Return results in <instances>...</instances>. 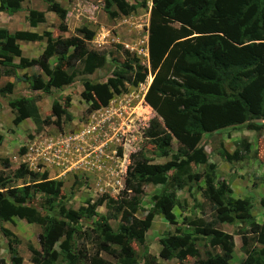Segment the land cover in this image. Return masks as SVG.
<instances>
[{
  "label": "trees",
  "instance_id": "1",
  "mask_svg": "<svg viewBox=\"0 0 264 264\" xmlns=\"http://www.w3.org/2000/svg\"><path fill=\"white\" fill-rule=\"evenodd\" d=\"M46 1L55 7L59 28L66 30L64 8L52 0ZM132 1L134 4L135 0ZM21 2L4 0V8L15 12L21 8ZM103 3L111 17L118 13L128 14L133 9V4L125 0H103ZM112 5L116 10L109 9ZM26 20L29 26L35 27L45 21V15L42 11L30 9ZM76 31L82 37H53L48 30L42 34L31 30L10 33L0 28V63L7 67L3 73L0 72V77L13 75L15 68L42 63L46 79L39 74L32 75V87L48 92L51 87H61L65 80H70L77 66L81 67L83 74L102 67L106 61L105 53L86 45L94 31L86 26L78 27ZM16 40H44L45 45L38 57L27 58L21 54ZM14 57L18 58L17 63L13 62ZM52 57L56 62L49 66ZM148 59L152 79L144 99L161 119L160 123L152 122L148 135L160 156H168L169 160L156 164L141 153L133 157L125 170L124 194L113 201L115 213H120L118 229L114 230L107 220L97 224V248L117 260L110 262L93 254L86 261L88 264H137L134 247L145 246V233L153 217L162 215L172 221L175 218L173 208H185L179 205L176 191L187 182H194L199 184L201 196L209 203L211 214L207 219L184 216L182 222L192 226V232L173 235L171 244L161 237L158 256L179 262L200 258V264H231L233 235L221 228L222 223H227L246 227L238 230L244 255L239 264H264V214L262 221L257 222L251 211L250 199L234 197L227 182H217L216 165L200 146L204 134L220 128L244 122L255 131L261 128L252 120H264V0H151ZM64 68L71 72L66 79L62 74ZM25 77L23 75L22 79ZM144 78V74L136 71L132 77L126 75L124 78L113 72L105 82L83 79L81 97L88 102L86 110L105 106L113 93L125 90V82L136 84ZM11 89L12 83L7 82L0 87V96L5 97ZM35 102L28 98L10 100L9 106L16 109L13 123L18 124L29 117L37 130H41L42 124H49L51 118L42 119ZM51 114L72 119L67 108L57 101L52 103ZM172 138L176 140V147ZM247 151L248 144L243 142L241 150L235 149L232 153L222 150L219 156L227 162L238 161ZM191 164L201 165L202 172H193ZM27 172V168L19 167L14 175L23 178ZM2 174L0 171V176ZM145 183L161 185V190L152 196V207L144 217L136 218L133 215ZM60 188V181L45 180L42 191L46 197L39 209L28 203V199L33 197L31 184L23 185L20 192L19 187L5 189L4 181L0 179V220L18 217L42 228L38 235L41 249L29 247L33 264H53L58 258L54 249L57 242L65 261H72L74 223L81 215L89 217L95 214V207L105 200L97 197L93 203L74 211L56 202ZM260 205L264 208V200ZM0 232L13 236L3 227H0ZM200 238L208 240L209 249L205 251L204 258L200 257L195 242ZM8 252L11 261L19 263L20 257L15 249L10 247ZM145 263L160 264L148 252ZM0 264H6L3 258H0Z\"/></svg>",
  "mask_w": 264,
  "mask_h": 264
},
{
  "label": "rangeland",
  "instance_id": "2",
  "mask_svg": "<svg viewBox=\"0 0 264 264\" xmlns=\"http://www.w3.org/2000/svg\"><path fill=\"white\" fill-rule=\"evenodd\" d=\"M52 1L65 10L66 30L59 28L60 20L55 7L46 0H22L21 8L15 12L7 11L4 0H0V28H5L10 33L31 30L42 34L48 30L53 37H82L76 28L86 26L94 31L92 39L86 40L87 47L104 52L106 61L90 74L81 73V67L77 66L70 80H65L61 87H51L48 92L32 87V75L39 74L46 79L42 63L15 68L13 75L0 77V87H4L7 82L12 83L11 92L5 97L0 96V171H3L0 179L4 181L5 189L19 187L20 192L23 185L31 184L30 192L33 197L28 199V203L39 209L46 197L42 191L45 180L61 182L56 202L63 203L67 209L78 211L79 207L93 203L97 197H104L105 200L95 207V214L89 217L81 215L73 225L71 243L74 259L65 261L57 242L54 249L58 252V258L53 264H88L86 258L93 254L116 262L117 259L113 256L97 248V224L107 220L114 230L118 229L120 213H115L113 201L124 194L126 167L138 153L156 164L169 160L168 156H160L148 135L152 122H161L156 111L144 99L152 79L148 59L151 0H135L134 4L132 0H125L128 4H133V9L128 14L118 13L115 17H111L104 9L103 0ZM30 9L42 11L45 21L35 27L29 26L26 19ZM109 9L116 10V7L112 5ZM16 45L24 57L36 58L43 50L45 41L16 40ZM13 62L17 63L18 58L14 57ZM55 62L56 58L52 57L48 64L54 66ZM6 68L0 63L1 73ZM62 71L64 78H68L71 72L68 73L67 68ZM136 71L145 75L143 81L136 84L125 82V90L113 93L105 106L92 111L86 110L88 102L81 97L83 79L105 82L113 72L124 78L126 75L132 77ZM23 75L26 76L25 79H22ZM21 98L36 100L40 117L43 119L49 116L51 122L42 124L41 130L36 129L29 117L14 124L16 109L9 106V101ZM55 101L67 108L72 116L71 120H66L63 115L51 114V106ZM252 121L261 125V128L255 131L248 128L246 122L220 128L204 134L200 146L216 165L217 182H227L234 197L249 198L255 220L262 221L264 208L260 201L264 200V120ZM243 142L248 144V151L242 154L241 160L227 162L221 159L220 151L232 153L235 149L241 150ZM172 143L176 147L175 138H172ZM19 167L27 168L28 172L23 178H16L14 175ZM191 170L201 173L202 166L191 164ZM160 190L161 185L143 184L140 202L133 216L143 218L152 207V196ZM128 194L130 196L131 192L128 191ZM176 197L179 205L185 208L174 207L175 218L172 221L166 220L162 215L153 217L145 233V246L134 247L137 264H147L146 252L154 255L160 264H200V258H187L179 262L174 258L164 260L158 256V240L161 237L171 244L173 235L192 232V226L182 222L184 216L207 219L211 214L209 203L201 196L198 183L187 182L176 191ZM0 227L13 234L7 236L0 232V258L6 264H15L8 252L12 247L20 257L16 264H33L29 247L41 249L38 239L41 226L12 217L9 221L0 220ZM221 228L233 235V263L238 264V257L242 253L238 230L246 227L222 223ZM195 242L200 257L204 258L205 251L209 249L208 240L200 238Z\"/></svg>",
  "mask_w": 264,
  "mask_h": 264
},
{
  "label": "crops",
  "instance_id": "3",
  "mask_svg": "<svg viewBox=\"0 0 264 264\" xmlns=\"http://www.w3.org/2000/svg\"><path fill=\"white\" fill-rule=\"evenodd\" d=\"M41 42H43V40H42ZM257 222H260V221H257ZM243 256H244L243 253H241V255L238 257V260H237V261H238V264H239L240 259H241ZM233 261H234V252H233V257H232V259H231V264H234Z\"/></svg>",
  "mask_w": 264,
  "mask_h": 264
},
{
  "label": "water",
  "instance_id": "4",
  "mask_svg": "<svg viewBox=\"0 0 264 264\" xmlns=\"http://www.w3.org/2000/svg\"><path fill=\"white\" fill-rule=\"evenodd\" d=\"M150 64V63H149Z\"/></svg>",
  "mask_w": 264,
  "mask_h": 264
}]
</instances>
